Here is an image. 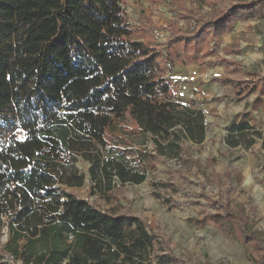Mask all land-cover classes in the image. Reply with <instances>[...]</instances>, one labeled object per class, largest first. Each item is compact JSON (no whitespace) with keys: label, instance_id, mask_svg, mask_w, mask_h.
I'll return each instance as SVG.
<instances>
[{"label":"trees","instance_id":"16d2710c","mask_svg":"<svg viewBox=\"0 0 264 264\" xmlns=\"http://www.w3.org/2000/svg\"><path fill=\"white\" fill-rule=\"evenodd\" d=\"M227 1L210 22L198 12L180 15L184 26L172 24L170 44L161 49L140 40L153 24L132 26L125 0H0V230L5 223L10 231L0 264H12L7 254L25 264L152 263L155 237L141 218L102 212L73 190L88 177L105 194L114 176L123 185L145 182L144 174L106 158L114 152L106 131L127 116L160 155H179L181 140L205 141L204 114L180 102L170 73L214 53L212 30L220 42L238 21L264 20V0ZM141 2L155 7L161 0ZM218 81L239 102L256 88ZM257 140L264 142V134L245 121L225 141L249 150ZM248 208L256 214L253 201ZM246 238L256 242L257 264H264L262 242ZM43 241L45 251L34 255Z\"/></svg>","mask_w":264,"mask_h":264},{"label":"rangeland","instance_id":"374dc122","mask_svg":"<svg viewBox=\"0 0 264 264\" xmlns=\"http://www.w3.org/2000/svg\"><path fill=\"white\" fill-rule=\"evenodd\" d=\"M220 1L191 0L190 3L211 11ZM139 4L140 0H126L124 5L133 26L138 16L151 13ZM259 23L261 38L256 41L244 35L242 49L237 46L233 52L247 63L246 70L238 69L239 79L249 72L255 77L264 75V20ZM154 32L155 29L148 32L144 39L156 41ZM254 80L264 94V76ZM183 89L185 95L189 87L184 85ZM222 92L229 98L233 89L218 84L211 88L210 95L214 97ZM187 101L183 103L188 104ZM229 103L216 102L222 109L238 106ZM250 103L257 109L256 129L264 134V97ZM216 112V109L210 111L205 145L193 146L181 140L179 155H160L153 139L141 133L130 117L115 122L106 131V139L114 149L106 158L144 174L145 182L120 186L112 183V191L105 194L93 189L88 177L83 188L73 190L102 212L141 218L155 237L151 264H160L156 256L174 257L182 264H257L260 259L261 251L256 242L246 237L252 235L264 246V142L257 140L249 150L228 146L225 140L233 123L223 126L222 116ZM82 168L87 174L88 166L82 164ZM250 201L256 214L250 213ZM224 205L229 210L221 207ZM237 218L242 220L246 233ZM9 237L10 231L4 223L0 230V250ZM45 249L46 243L39 242L32 253L37 255ZM5 260L25 264L10 254Z\"/></svg>","mask_w":264,"mask_h":264},{"label":"crops","instance_id":"0c3cea01","mask_svg":"<svg viewBox=\"0 0 264 264\" xmlns=\"http://www.w3.org/2000/svg\"><path fill=\"white\" fill-rule=\"evenodd\" d=\"M190 1L191 0H161L157 6L152 7L147 3H142L140 0L142 3V8H144L143 6H146L144 10L151 13L148 14V16H138V21L135 25L142 23L144 19L150 20L153 25L150 27L149 32L155 29L154 33L155 37L157 38L156 41L152 42L161 49H167L172 37V34L168 28L172 24H177L180 28L184 26L183 21L180 20V15L185 13L195 14L198 12L201 13L206 22H210L215 11L225 9L229 6L227 0H222L219 2V5L214 6L210 11V8L204 10L198 5H194L193 7ZM139 6H141V4H139ZM172 15L176 17H172ZM260 21L262 20L257 18L238 21L233 26V29L230 33L222 36L220 42H218L213 36L212 30L210 33L209 44L214 53L208 57H204L199 63L177 64L174 70L170 73V76L180 88V102L182 104H186L183 102L188 100L187 103L189 102V106H191L193 109L201 111L204 114L207 124L210 125V111L216 109L220 116H222L220 119L223 126H227L230 123H233V126L235 124L247 121L251 126L257 128L256 121L254 119V115L257 111L256 105L251 104L250 102L255 101L257 98L264 97V94L262 93V87L258 88V85H255L254 80V78L260 79L264 75L255 77L252 72H249L245 77L239 79L237 77L239 73L238 69L241 68L242 70H246L244 65L247 63L241 61L243 58H239V55H233V52L237 49V46L242 49V37H244V35L250 36L251 39L254 38L256 41L261 38L258 25L260 24ZM140 40L146 41L144 37H142ZM222 78L223 81L229 79L239 84V90L250 84H252L251 86L257 87L252 93L246 96L245 100L239 102L236 99L235 90L231 86L225 85L223 82L218 81ZM185 79L187 82H189V84H187ZM262 83L264 82L262 81ZM218 84L225 87H231L233 89V94L228 98L226 96L224 97L222 92L220 95L212 97L210 95V90L212 87ZM184 85L189 87V91L185 95H183ZM218 97H223V101L219 102L220 105H225V103L229 101L230 105L233 106L234 104H237L238 106L229 110L226 108V106H224L222 109L219 104L213 102V99ZM239 115H241V117L238 118ZM206 142L207 139H205V141L201 144H195L192 142L189 143L193 146H204Z\"/></svg>","mask_w":264,"mask_h":264},{"label":"built area","instance_id":"2783aa9c","mask_svg":"<svg viewBox=\"0 0 264 264\" xmlns=\"http://www.w3.org/2000/svg\"><path fill=\"white\" fill-rule=\"evenodd\" d=\"M205 126H208V124L206 122H205ZM206 139H208V132L206 133ZM115 184H118V186H120L122 184L120 179L117 176L113 177V185H115ZM127 184H129V183H127ZM12 258H14V257L12 256Z\"/></svg>","mask_w":264,"mask_h":264}]
</instances>
